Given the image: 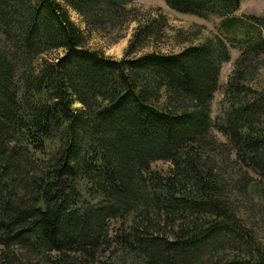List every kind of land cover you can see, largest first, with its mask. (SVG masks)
Segmentation results:
<instances>
[{
    "label": "trees",
    "instance_id": "1",
    "mask_svg": "<svg viewBox=\"0 0 264 264\" xmlns=\"http://www.w3.org/2000/svg\"><path fill=\"white\" fill-rule=\"evenodd\" d=\"M134 1L0 0V264H264V14L163 0L216 33L137 54L168 27L146 16L120 59L70 17L118 30Z\"/></svg>",
    "mask_w": 264,
    "mask_h": 264
},
{
    "label": "rangeland",
    "instance_id": "2",
    "mask_svg": "<svg viewBox=\"0 0 264 264\" xmlns=\"http://www.w3.org/2000/svg\"><path fill=\"white\" fill-rule=\"evenodd\" d=\"M241 12L254 15L264 14V0H240ZM139 14L140 21H131L125 24L121 29H102L101 31H88L82 20L74 12L70 11L72 21L85 33L87 36L86 46L90 49L102 51L106 56L114 59L123 57L127 49L129 40L136 26L146 18L164 17L167 21L166 34L148 39V44H145L137 54H143L151 51L160 53H176L181 49L191 45L199 44L208 37L215 34V21L204 20L194 16L183 15L170 10L163 0H135L131 5ZM61 52H51L45 57L48 59L56 58ZM238 57L236 50L230 51V61L224 63L221 68L219 77V90L214 94L211 102V119L214 120L220 115V102L222 100V87L225 85L229 75L231 74L234 61ZM257 81H264V69L258 73ZM213 134L220 142H226L225 139L216 131ZM153 171L167 173L170 169V163L157 161L151 165ZM262 230L264 223H261Z\"/></svg>",
    "mask_w": 264,
    "mask_h": 264
}]
</instances>
